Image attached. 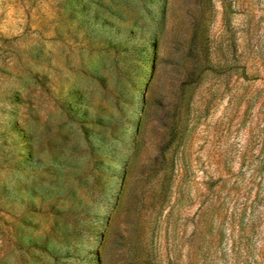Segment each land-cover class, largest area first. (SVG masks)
I'll return each mask as SVG.
<instances>
[{
  "label": "rangeland",
  "instance_id": "374dc122",
  "mask_svg": "<svg viewBox=\"0 0 264 264\" xmlns=\"http://www.w3.org/2000/svg\"><path fill=\"white\" fill-rule=\"evenodd\" d=\"M0 264H264V0H0Z\"/></svg>",
  "mask_w": 264,
  "mask_h": 264
},
{
  "label": "trees",
  "instance_id": "16d2710c",
  "mask_svg": "<svg viewBox=\"0 0 264 264\" xmlns=\"http://www.w3.org/2000/svg\"><path fill=\"white\" fill-rule=\"evenodd\" d=\"M97 260H98V261L100 260V256H99V255L97 256ZM99 262H100V261H99Z\"/></svg>",
  "mask_w": 264,
  "mask_h": 264
}]
</instances>
